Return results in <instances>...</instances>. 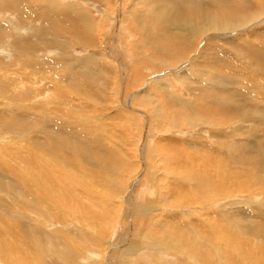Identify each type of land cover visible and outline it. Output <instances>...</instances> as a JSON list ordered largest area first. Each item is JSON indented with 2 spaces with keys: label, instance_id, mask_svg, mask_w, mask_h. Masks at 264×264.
<instances>
[{
  "label": "bare ground",
  "instance_id": "6f19581e",
  "mask_svg": "<svg viewBox=\"0 0 264 264\" xmlns=\"http://www.w3.org/2000/svg\"><path fill=\"white\" fill-rule=\"evenodd\" d=\"M32 1L34 3L32 5L33 9L36 10L35 14L31 15V18H28L27 21L21 15L14 16V20H11L9 24L12 33L15 35L19 34L20 31L22 32V30L26 31L24 28L32 31L36 30L37 24L33 19H35L34 17L37 14L36 20H41L45 24V32L42 29H38V33L27 34V36H32L35 39L39 38L38 40L41 42L35 44L37 47L33 48L34 46H32L31 50L29 49L27 50L29 52H27L23 47L25 43L23 40L21 42L23 46L18 44V49H14L13 47L10 49L11 44L6 39L0 38V41H3V45L0 46V57L5 59L7 56L8 60H16L17 58L13 54L20 55L25 53L24 57L26 59H20L18 64L21 66V70H24L23 72H27L23 77L20 74L21 72L18 71L17 75L20 74V78L16 77L13 79L14 76L10 77L4 74L15 75L17 70L14 71L11 68L17 63L14 65H12L13 63H8L7 66H2V69H0V117L11 115L13 118L21 110L23 114L19 117L17 116V119L21 122L35 125L33 134L28 132V137L24 133L22 138L18 140L20 148L17 151L25 153L19 165H16L11 160L12 163H10L9 169L7 158H0V170L6 172L9 169L7 177L8 180H11L9 182L6 180L7 183L4 186L10 188L17 180L22 185V191H25L28 196L26 202L23 203L24 196L18 191V200L15 202V205L20 204L15 207L18 208L17 212L11 210V214H5V216L0 213V264H48L51 256L54 258V261H58L60 264H79L77 263L78 259H75L76 256L82 258L83 264H86L88 259L93 260L95 263L97 262V264H165L170 260H172L171 264H173L177 258H183L186 264H264L263 224L255 225L245 219L238 222V226H233L234 230H239L237 231L238 233L236 231L229 232L227 227H225L228 221L226 217L228 207L231 209V207L241 204L244 209L249 208L252 211L255 209L258 213L260 211L264 215V204L255 207L253 206L255 201L252 199V195L255 193L264 196V172H257V170L252 172L250 169L254 168H251L250 165L248 171L244 168L230 169L229 167L236 159H240L245 163L242 157L244 153L249 152V148L252 147L257 151L260 150L258 145L254 144V137L260 139L261 136L253 125L264 126V104L259 101L257 102V106H251L248 103L247 105H240L237 103L238 100L234 101L231 97L219 94L218 88L215 90V95L212 94L214 98L211 106H202V108L208 106L206 109L200 107V102H188L178 96H172L177 104L184 106L191 114L196 113L199 116L198 119H194L198 125H207L214 131L221 130L224 138L236 140L235 134L247 133L246 131L242 132V129H245L243 124H247L249 127V124H253L248 131V133L251 132L249 137L253 139L243 140L247 144L246 152L240 150L237 146L234 147L232 144L228 151L232 155L224 153L226 147L221 144V141V143H217L216 149L201 147L202 149L198 151L199 153L192 152L191 150L188 151V149L184 148L183 143H177L174 140H168L165 143L162 141L164 144L154 142L156 144L154 151L160 154L163 172L151 170V167H154V165L151 166L149 164V169L147 170L148 144H152L150 140L152 134L149 131L151 121L147 115L135 109V111H138L140 120L143 121L141 138L136 144L137 147L135 149L137 155L135 154L136 160L134 163L138 165V168L134 165L137 168L136 172H126V170L120 172L119 169L122 170L125 166L123 164L125 163L124 161L129 158H126L125 151L121 146V149L116 147L119 144L115 147L107 145L109 144L107 142H112L115 139L113 137L114 128L111 122L127 121V128H134L135 130L138 127L135 124L130 127L131 123H133L131 118L134 117L132 114L126 115L123 118L121 116L123 115L122 113L115 112L113 117L110 116L111 111L117 109V107L115 109L109 108L110 104L106 108L105 114L99 112L96 116L94 115V111H91L93 110L91 109V103L87 99L88 97L83 95L82 87L84 86L83 77L87 76L86 79L88 80L98 75L100 78L102 75V73L97 71V67L95 69V63H92L96 58L73 60L63 57L58 60L56 57V59L44 58L41 60L38 58L40 53H35V51L37 52L42 48L43 52H45L49 45L52 48L56 43L58 48L56 47L55 50H60L62 47L56 37V32L61 31V29H56V25L53 24L55 21H49V19L47 20V18L44 19L43 17L40 19L41 16L46 15L48 12H53V14L55 13L57 16H60L59 12L52 11L54 8L65 9L67 10L64 11L67 12L66 14L70 10L72 16L75 17L74 19H80L81 28L76 29V33L80 31V36L76 40L83 41L88 47L96 46L95 22L91 17L89 18V14L87 15L81 11L82 9L80 10V8L75 9L74 6H66L68 7L66 9L62 6L63 4L55 5L53 2L44 0ZM177 2L179 4L178 7H180V10L184 14L173 15V10L175 7L177 8L178 4L171 6V4L166 3L162 8L161 15L155 12V17L153 15L148 21L146 20L149 23L148 26H150L148 28H145L142 24L145 21L139 24L138 20L139 22L142 20L138 19L139 16L134 14L135 18L138 16L133 20L134 28L143 41L150 39L154 48H157L160 52L159 55L171 57L175 63L171 65H179L185 62L184 64L189 66L187 65L189 62L190 67H188L189 69L186 68V72L189 73L188 70H190L195 77L196 74L193 71L196 66L195 63H197L196 57L190 59V54L186 55L184 51L174 54L171 51L172 41H176V44L181 46L188 39L196 42L198 35H203L204 37V34L207 33L223 32L226 30L234 31L244 26L243 22L247 16L244 18L242 16V18L235 17L237 12L229 10L230 6H234L232 0H178ZM2 3L8 5L10 10L12 7L17 9L15 8L17 6L13 5L16 3L11 0H0V5ZM209 8L217 12L207 11ZM50 9L52 10L50 11ZM174 11L175 13L177 12L176 10ZM39 13H41V16H39ZM8 17L9 15L5 14V19L10 20L11 17ZM119 20L120 16L117 17V22ZM154 24H156V28L152 32L153 27H155ZM4 27L2 24L0 25V32L3 34L7 32L4 30ZM58 27L60 28V26ZM70 32L72 33V31ZM117 32L118 29L107 38L111 40V36ZM145 32L147 34H144ZM5 35L7 36L8 34L6 33ZM17 37H19V40L23 38L18 35ZM47 37L50 38L48 42L44 41ZM236 37L237 35L229 38V44L233 43ZM209 41L210 39H208ZM211 41L209 44H212ZM70 42H68V45L72 44ZM215 46L225 51V47L220 46L218 42L215 43ZM257 47L259 48V46ZM114 48L115 51L111 53L109 50L110 46H106V53L110 58L113 56L118 58V63L121 65L122 72L120 79L118 78L121 81V89L119 88L117 91V95L120 94L122 98L121 104L128 107V103L134 102L139 106H150V111L153 113L152 123L159 124L161 116L157 112V107L155 105L152 106L153 102L151 99L137 95H132L131 98H128L130 97L127 96L128 84L134 87L137 86V80L134 82L133 77L135 79L139 77L140 80L141 76H139L140 73L138 71L134 75H131L129 83L127 82L125 79L126 66H124L125 62L122 59L123 55L120 53L118 45L115 44ZM201 49H204V47ZM200 50H198L199 54L205 59L206 52H201ZM260 51L252 53L253 56H259V53H263L264 57V49ZM211 52L213 53V51ZM151 60L147 63H142L149 64L150 69H162L161 66L168 65V62L167 64L160 62L156 65ZM200 63L202 62L200 61ZM212 69L214 70V68ZM71 70L75 71L76 75L70 76L67 73V71L72 73ZM180 70L182 71V69ZM212 71H207L206 73L203 71L205 78H209L208 74L214 76ZM180 73H178L179 76H184V74ZM231 81L229 76H222L220 78L218 76V78L212 77L207 82H203L205 83V89H210L214 85H223L224 88L226 86V91L230 92L236 89L235 86L234 89L232 88L234 80L233 82ZM157 83L160 84V88L169 86L162 79ZM255 86L254 89L256 88ZM211 91L214 93V90ZM171 92L174 94V89ZM73 93L78 96L73 95ZM235 93H238V91L235 90ZM71 97L75 99L77 104H73L74 100ZM126 98L129 100H126ZM205 98L203 95V99L201 100L205 101ZM204 101H201V104H204ZM24 102L26 103L24 104ZM214 102L216 105H213ZM30 103L31 105H29ZM220 103H224L222 104L223 106ZM76 105L78 111L74 110ZM218 106L222 107L223 115H227L225 119L219 120L215 118L218 113L220 114ZM29 110L30 113L28 115ZM87 112H92L93 115L87 116ZM64 114L72 118L76 116L75 119L73 118L75 120V127H77L76 120L88 122L90 130H85L86 134L82 135V141L78 144H72L66 131L60 130V127L56 125L59 124V120ZM85 116L86 118L84 119ZM43 119L47 123L45 125L48 126L47 130L40 127ZM227 121L237 122L234 124V132L230 134H227V131H225ZM49 123H53L51 128L49 127ZM221 123H223V129L219 126ZM185 125L192 127L193 123L189 121L185 122ZM57 131L60 133L55 138H61V142L58 144L62 145L64 149L74 150V152L67 153L68 157L66 160L61 157V149L56 140H51L49 136L56 134ZM94 133H96L95 138L87 139V137L93 136L91 134ZM133 138L128 141L130 147H133L134 142H136ZM2 140L0 138V143ZM64 140H69L68 143L70 142V144L66 146L63 143ZM117 141H114V143L116 144ZM1 144L5 146L6 141ZM104 145L107 146L105 149H103ZM48 146H53L51 154L44 151ZM0 149L3 148L0 146ZM78 151L82 154L80 159L77 154ZM101 151L104 152V158L99 155V159L97 157L96 161L90 160L92 153L97 152L99 154ZM238 152L241 153V157L238 156ZM55 153L59 158L53 155ZM27 156L33 159L32 167L35 169H33L34 171L27 168ZM64 161L68 162L65 166ZM82 161L84 162L82 167L91 168L92 170L81 172L80 165ZM149 186L151 187V196H149L150 198L146 202H142L140 192L145 191ZM0 192L2 193L3 191ZM229 198L235 200L229 202L227 201ZM238 198H242L243 200H236ZM219 204H223L224 206L221 207ZM70 205H73L75 208L74 210L70 209L72 211L70 214L58 212L65 216H56L57 209L59 211L68 206L71 207ZM18 216L21 217L20 219L23 218L24 221H22L32 230V249L34 251L31 262L27 259L29 246L26 243H20L18 253L14 249L7 247L11 227L14 229L21 228V225L18 224L20 223L17 218ZM56 219L61 223L63 229L60 230L58 225H53ZM54 227L59 231L53 232L52 229ZM255 227H258V229ZM55 233L61 239L62 244L60 249L58 248V244L53 243ZM41 235L43 239H41ZM72 236L89 241L92 253L95 249L100 251V254H91L87 257L86 253L90 254L87 252L89 250H86L79 242H74L76 239L74 240ZM257 238L263 242L258 241Z\"/></svg>",
  "mask_w": 264,
  "mask_h": 264
},
{
  "label": "rangeland",
  "instance_id": "374dc122",
  "mask_svg": "<svg viewBox=\"0 0 264 264\" xmlns=\"http://www.w3.org/2000/svg\"><path fill=\"white\" fill-rule=\"evenodd\" d=\"M11 1L16 3L13 5L17 6V7H15L17 9H14L12 7V9L10 10L8 5H5L4 3H2V5H0V25L2 24L3 27L5 26L4 30H6L7 32H4V33L8 34L6 36L2 32H0V38L6 39V41H8L9 44H11L10 49H11V47H13L14 49H18V44L23 46V44H21V42H23V40L25 42L24 46H23L25 48V51H27L29 49L31 50L32 46H34L33 48H36L37 46L35 44L40 43L41 41L38 40L39 38L35 39L32 36H27V34L30 35L31 33H38L39 32L38 29H42L45 32V24L43 22H41V20L40 21L36 20L37 14L34 17L35 19H33V21H36V24H37L36 30L32 31V30H28L27 28H24V29H26V31L22 30V32L21 31L19 32L20 35L19 34L15 35L14 33H12L11 26L9 24V22L11 23V20H14V16L21 15L24 17V19L26 21L28 18H31V15L35 14V11H36L35 9H33V6H32L34 4L33 1L32 0H11ZM44 1L53 2V3H55V5L56 4H58V5L63 4L62 6H64L66 9H68V7H73V6L75 9L80 8V10L82 9L81 11L85 12L87 15L89 14V18L91 17L92 20L95 22L94 24L96 26V32H95L96 33V46L95 47H88L84 44L83 41L76 40L77 37L80 36V34H79L80 31L78 33H76L77 32L76 29L81 28V24H80L81 21H79L80 19H78V18L74 19L75 17L72 16V14L70 13L71 12L70 10L68 11L69 13L66 14L67 12H64V11H67V10H65V9H58V8H54V10L50 9V11L52 10L54 12H59L60 16H57V14H55V13L53 14V12L52 13L48 12L44 16H41V13H39V16H41L40 19H42V17H43L44 19H46V18H47V20L49 19V21H55V22H53V24L56 25V29H61V31L59 30L58 32H56V30H54V32H56V34H57L56 37L58 38L59 43L62 47L60 50H55L57 47V43H56V45L53 46L52 48L49 45L47 47L48 49L46 48L45 52H43V50H42L43 48H42L39 50L41 52L35 51V53H37V54L40 53V55H38V58L41 60L44 58L56 59V57L58 58V60L62 59L63 57H67V58L73 59V60H76V59L85 60V59H88L91 57L96 58V59H94V61L92 63H95V65H94L95 69L97 67L98 68L97 71L102 73V75L100 78L98 75V76H94L93 78H90L88 80L86 79L87 76L83 77L84 78V86L82 87L83 95H86L88 97L87 99L91 103L90 104L91 109H93L91 111H94V115H96V116L98 115L99 112H102L103 114H105L106 108L110 104L111 106L109 105L110 106L109 108H111V109H115L117 107V109L111 111L110 116L113 117L115 112L122 113L123 115H121V116L123 118L126 117V115L132 114L134 117L131 118L133 120V123H131L130 127L133 124L137 125V127H138L135 130H134V128H127V125H128L127 121L126 122H124V121L119 122L118 121V123H116V122L112 123L111 122V125L114 128L113 129V137H115L114 141H116V140H118V141L116 142V144L114 143V141H112L113 143L107 142V143H109L107 145L111 146V147H115L117 144H119L116 147L119 149H121V147H122L125 151L126 158H129L128 160L124 161L125 163H123V164L125 166L123 167L122 170L119 169L120 172H123L125 170H126V172H136V170L138 168V165L137 164L135 165V163H134V161L136 160V158H135L136 150L135 149L137 147L136 144L138 143V141L141 138V129H142V124H143V121L140 120V118L138 116V111L140 113L147 115L151 121V123L149 121V123L151 125L149 131L152 134L150 136V140L152 141V144L151 145L148 144L149 151H148V157L146 158L147 170L149 169V165H151V166L154 165V167L153 166L151 167V170L163 172V168L161 166L160 154L157 151H154L155 150L154 146L156 145L155 144L156 142H158V143L164 142L165 143L168 140H174L177 143L178 142L183 143L184 148L188 149V151L191 150L192 152L199 153L198 151L201 150L202 148L208 147L209 149H213V148L216 149V146L218 145L217 143H219L221 141L222 143L221 142L220 143L226 147V149L224 150V153L227 155H232V153L228 152L229 148L232 146V144L234 145V147L237 146L240 150L246 152L245 149L247 148V144L243 140L253 139L252 137H249L251 135V132L248 133L249 128H251L253 124H249L250 127L247 124H243V126H245V129L243 128L244 130L242 129V132L246 131L247 133H245V132H244V134L240 133V135L235 134L234 137L236 138V140H231L229 138L226 139L223 137L221 130H217V131L215 130L214 131L213 129H211L207 125L206 126L205 125H198V123H196V121L194 119H198L199 116L196 113L191 114V112H189L184 106L177 104V102L173 99V97L178 96V97H180L183 100L188 101V102H193V101L194 102L195 101L200 102L199 104H200L201 108H202V106H205V105H208L210 107L211 103L213 101V98H214L212 94L215 95V90H216V88H218L219 94H221L225 97H231V98H233L234 101L238 100L237 103H239L240 105H245V104L247 105V103H248L251 106H253V105L257 106V102H259V101H260V103L264 104V57L262 55L263 53L262 54L259 53V56L258 55L253 56V54H252L255 52L256 53L259 52L262 49V47H264V0H232V3L234 4V6H230L229 10H232L235 13L237 12L235 17L239 18L242 16L244 18L247 16V18L243 22L244 26L240 27L239 29H236L234 31L233 30H226L223 32L207 33V34H204V37H203V35L202 36L198 35L196 37L197 44H196V42H192V40H189V39H188V41H186L181 46L177 45L176 41H174V40L172 41L171 51L174 54L182 53L184 51L186 53V55L190 54L189 55L190 59L191 58L194 59L195 57L197 58V59L195 58L197 63H195L196 66H195L194 71H193L196 74L195 77H194V75H192L190 70H188L189 73L186 72V70H187L186 68L190 67V64L188 61H187L188 62L187 65H189V66H186V64H184L185 62L181 63L179 65L178 64L177 65H171L172 63H174V60L171 57L168 58V56H166V55H165V57L159 55L160 52L158 51L157 48H154L150 39L149 40L146 39L145 41H143V39L140 36H138V33L136 32V30L134 28L133 20H135L138 16L140 17V18L138 17V19L142 20L141 22H139V20H138V23L141 24L142 22L145 21V23H142V24L145 28H148L150 26H148L149 23L146 22V20L148 21L149 18H152L153 15L155 17V12H157L161 15V13H162L161 11H163L162 8L166 5V3L171 4V6H172L174 4L175 5L178 4V2H177L178 0H170V1H168V0H44ZM66 6H68V7H66ZM178 6H179V4L177 5V8L176 7L174 8V10H176L177 12L175 13V11L173 10V15L174 14L175 15L184 14L183 11H181L180 7H178ZM160 7H161V9H160ZM170 8L171 7H169V9ZM23 9H24V11H23ZM56 9H57V11H56ZM75 9H73V10H75ZM211 9L212 8H209V9H207V11H210V12L213 11ZM138 10H140V11H138ZM170 10H172V8ZM213 12H217V11H213ZM5 14H8L9 17H11L12 19L11 18H10V20L5 19ZM134 14H136L138 16L135 18V16H133ZM159 14H158V16H159ZM118 16H120V20L117 22ZM143 16H144V18L142 19ZM254 18H256V19H254ZM153 20H154V18H153ZM6 24H7V26H6ZM151 25H153V23H151ZM154 25H155V27H153L152 32H154L155 28H156V24H154ZM58 26H60V28ZM9 27H10V30H9ZM22 27H23V25H22ZM158 27L160 28L159 25H158ZM116 29H118V32H117L118 34L116 33L117 35L115 34V35L111 36V40H109L107 37L110 34H112L113 32L115 33ZM70 31H72V33ZM24 32H26V33H24ZM59 32H61V33H59ZM144 34H147V32H145ZM3 35H5V36H3ZM17 35L20 37H23V38H21V40H19V37H17ZM236 35H237V37L234 38V42L229 44V42H228L229 38L234 37ZM208 39H210V41L212 40L211 41L212 44H209L210 41L208 42ZM14 40H16V41H14ZM48 40H50V38L47 37L46 40H44V41L48 42ZM68 42H70L72 44H69L70 45L69 46ZM204 42H205V44H204ZM217 42L220 46L225 47L224 48L225 51H222L218 46H215V43H217ZM26 43L29 45H27ZM9 44H8V46H9ZM115 44L118 45V47H119L118 49H119V51H121L120 53L123 55L122 59L125 62L124 66H126L125 67L126 68V72H125L126 78L125 79L127 80V82L129 83V79L132 77L131 75H134L138 71L140 73L139 76H141L140 80H139V77H136V79H135V77H133L134 82L137 80L136 81V84H138L137 86L134 87L133 85L128 84L127 96H130L128 98H131L132 95H137L139 97H146V98L151 99V101L153 102L152 106L155 105L157 107V109H158L157 112L160 114L159 116H161V121L159 122V124L152 123L151 119L153 118V113L150 111L151 110L150 106H148V105L139 106L138 104H136L134 102L128 103L129 104L128 107L123 106V104H121L122 98L120 97V94L117 95V91L119 90V88L121 89V81L119 80L120 76H121V72H122L121 71V65H120V63H118V58H116L113 55H112L113 57L110 58L107 56L108 54L106 53V46H108V47L110 46L109 50L111 53H113L115 51V48H114ZM2 45H3V41H0V46H2ZM15 45H17V46H15ZM257 46H259V48ZM202 47H204V49L200 50V48H202ZM198 50H200L201 52H204V51L206 52V58L205 59L201 57V54H199ZM206 50L208 51V53ZM249 50H250V52H249ZM211 51H213V53L214 52L215 53L213 54ZM27 52H29V51H27ZM98 52H100V53H98ZM228 52H229V54H228ZM69 55H71V57H69ZM109 55H111V54H109ZM13 56L15 58H17L18 60L17 59L16 60L15 59H9L11 61L10 62L7 59L8 58L7 56L5 57L6 60L3 59L2 57H0V69H2V66L3 67L7 66L8 63H11V64L13 63L12 65L17 63L16 65L12 66V68H11L14 71L17 70L15 75H12V74H4V75H6V76L9 75L10 77L14 76L13 79H15L16 77L20 78V76H19L20 74L24 77V75H26L27 72H23L24 70L23 71L21 70V66L18 64V62L20 61V59H26V57H24L25 53L20 54V55L15 53V54H13ZM53 57H55V58H53ZM150 60L152 61L153 64H156V65L160 62H162V63L165 62L166 64L168 62L169 66L168 65H164V67L161 66L162 69H156V68L150 69V66H148L149 64H145V63L149 62ZM199 60L202 63H200ZM14 61H17V62L14 63ZM207 61H208L209 65H208ZM137 62H139V64H137ZM142 62H145V63H142ZM210 63H211V65H210ZM184 66H186V67H184ZM157 68H159V67H157ZM165 68H166V70H165ZM212 68H214V70ZM180 69H182V71H184L185 73L182 72ZM236 70H238V71H236ZM18 71L21 72L19 75H17ZM203 71L205 73L207 71H210V72L212 71L214 76H212L211 74H208L209 78H212V77L218 78V76H219V78L222 76L223 77L229 76V78H231V80H232L231 82H233V80H234V82H233L234 85H232V88L234 89V86H235L236 89L231 90L230 92H227L226 86L224 88L223 85H214L210 89H205L204 88L205 87L204 82H207L209 78L208 79L205 78V74ZM11 72H13V71L11 70ZM179 72H181L180 74H184V76H182V77L179 76L178 75ZM200 72H202V74H200ZM67 73L70 76L76 75L75 71H72V73H70V71L69 72L67 71ZM164 73H166V74H164ZM235 73H237V74H235ZM238 73H241V74H238ZM165 75H167V76H165ZM161 79L166 81V83L169 86H166L164 88H162V87L160 88V84H158L157 82ZM183 81H185L186 83ZM201 81L202 82L204 81V82L202 83ZM198 82L199 83L201 82V83L199 84ZM192 85H193V87H192ZM170 86H172V87H170ZM254 86L256 87L255 89H254ZM172 89H174L175 95L171 92ZM211 90H214V93H212ZM235 90H237L238 93H235ZM73 95L78 96L77 94H74V93H73ZM203 95H204V98L206 97L205 101L201 100V99H203ZM115 96H116V98H115ZM71 99L74 100L73 104H77V102L75 101L74 98L71 97ZM126 100H129V99L126 98ZM81 101L83 102V100H81ZM201 101H204L203 102L204 104H201ZM207 102H208V104H207ZM25 103L26 102H24V104ZM31 103L29 105H31ZM86 103H88V101H86ZM214 103H213V105H216V103L215 104ZM222 104H224V103H222ZM129 106H130V108H129ZM208 106H206L205 108H202V109H206ZM218 107H219L220 114L218 113L215 116V118L219 119V120L225 119L227 115H223V110H222L221 106H218ZM131 109H133L132 112H131ZM135 109L138 111H135ZM74 110L78 111L77 105L74 107ZM221 110H222V113H221ZM29 113H30V110L28 111V115H29ZM127 113H129V114H127ZM21 114H23V113L20 110L13 118L11 117V115H8L7 117H0V138L3 139L1 141V143H4L6 141L5 146H3L0 143V146L3 148V149H0V158H4V157L7 158V165L9 166V169H10V163H12L11 160L14 161V163L16 165H19L21 163V160L24 157V154H25V153H21V151H17L18 148H20L18 145V140L22 138L24 133H26V134L28 132L31 134L34 133V131H33L35 128L34 124L21 122L20 120L17 119V116L19 117ZM90 114L93 115L92 112H87L86 115L90 116ZM75 117L76 116H74L73 118L75 119ZM73 118L71 116L67 117L66 114H64V115H62V118L59 120L60 125L56 124L55 122L54 123L57 125V127H60L59 128L60 130L66 131V133L69 137V140L72 144H78L80 141H82L81 140L82 135L86 134L85 130L86 131L90 130V127H89L87 121L83 122V121H78V120H76L77 127H75V120ZM85 118H86V116L84 117V119ZM123 118H122V120H123ZM189 121H191L193 123L192 127L185 125V122H189ZM238 122H240V121H238ZM223 123H221L219 125L221 128H222ZM235 123H237V122L227 121V128L228 129L226 128V130H225V131H227L226 132L227 134L234 132V129H235L234 124ZM45 125H47V123L43 119V121L40 123V127H42L44 130H47L48 126H45ZM36 126H38V124H36ZM52 126H53V123H49V127L51 128ZM253 126L255 127V129L257 128V131L261 136L260 139L254 137V140H255L254 144L256 143L258 145V147L260 148V150L257 151V150H255V148H252V147L249 148V152L244 153L243 157H242V160H245V163H243L240 159H236L234 161V163L229 162V163H231V166H229L230 169L231 168H233V169H243L244 168L245 170L248 171L250 169L249 168V165H250L251 168H254V169H250V170H252V172H254L255 170H257V172H264V126H255V125H253ZM109 129L111 130V128H109ZM59 133L60 132L57 131L56 134L49 135L51 137V140H56L57 144L59 142H61V138H55L57 136V134H59ZM91 135H93V136H89V137H87V139L95 138L96 133L91 134ZM28 137H29V135H28ZM132 138L136 142H134V145H133V147L131 146L132 147L131 148L128 145L129 144L128 141H129V139L131 140ZM157 139H159V140H157ZM69 140H64L63 143L66 146H68L70 144V142L68 143ZM183 144H181V145H183ZM176 145L180 146L179 144H176ZM59 146L61 149L60 150L61 157H63L65 160L68 157L67 153L74 152V150L62 148L63 147L62 145H59ZM106 147L107 146L104 145L103 149H105ZM44 151L51 154L53 152V146H48L46 149H44ZM77 154H78V157L80 159L82 157V154L79 151L77 152ZM240 154L241 153L238 152L239 157H241ZM53 155H55V157H58V156H56V153ZM99 155H101L102 158H104V152L101 151L99 154H97V152L92 153L90 155V160L96 161L97 157L99 159ZM129 160H131V161H129ZM26 162L28 164L27 168L29 170L34 171L35 169L32 167L33 159H31V158H29V156H27ZM65 164L67 165L68 162L64 161V166H65ZM83 165H84V162L82 161V163L80 165L81 172H88L89 170H92L91 168L82 167ZM260 166H262V168H260ZM130 167H131V169H130ZM9 169L6 172L0 170V191H3L2 193L0 192V213L3 216H5V214L10 215L11 210H14L15 212H17L18 208H15V207L19 206V204H20V203H18L15 205V202H17V200H18L17 199L18 198V195H17L18 191L20 192L21 195L24 196V201H22L23 203H25L26 199L28 198L27 193L25 191H22V185L19 181L16 180L13 183L12 187H10V188H7L6 186H4V184L7 183L6 180H8L7 174L9 173ZM129 170H131V171H129ZM263 176H264V174H263ZM259 179H263V178H259ZM9 181H11V180H8V182ZM150 189H151V187L149 186L146 188L145 191L140 192V197H141L142 202H146L147 199L150 198L149 196H151V193H152ZM256 194L257 193L252 195V199H253V201H255L254 204L253 203L252 204L255 207H257L258 205L260 206L261 204L262 205L264 204V196L262 194H259V193L257 195ZM144 195L147 197H145ZM231 200H235V199L229 198V200H227V201L230 202ZM236 200L241 201L243 199L238 198ZM64 201H66V200L64 199ZM219 205L221 207L224 206L223 204H219ZM70 206L71 207L68 206L66 208L60 209L59 211L57 209L56 216L62 217L64 214H61V213H64V212L70 214V212H72L70 209H72V210L75 209L73 205H70ZM253 211H252V209H249V208L244 209L243 205H241V204L238 206L231 207V209H229V207H228V211H227V215H226V217L228 218V221L225 224V227H227V230L229 232H232V231L235 232L236 231V233H238L237 231H239V230H234L233 226H238V222L243 221L245 219H247L250 223L255 224V225H260V224L264 225V215L262 213H260V211L258 213L255 209ZM58 212H61V213L59 214ZM17 218L20 221V223H18V224L21 225V228L20 229H17V228L14 229L11 227L10 233H9L10 238L8 239L9 243H7V247L14 249V251L18 253L20 243L21 242L26 243L29 246V250L27 251V259L31 262V259L33 256V251H34V249H32V246H33L32 230L29 226H27L23 222L24 221L23 218L20 219L21 218L20 216H18ZM53 225H58V228L60 230L63 229V226L61 225V223L57 219L54 221ZM255 228L258 229V227H255ZM52 231L54 232V231H59V230H57L54 227L52 229ZM60 234H61V232H60ZM40 237H41V239H43L42 235ZM73 238H74V240L76 239L74 242H79L80 245H82V246H84V248H86V250H89L87 252L90 254L86 253L87 257L90 256L91 254H100L99 253L100 251L95 250V249L93 250L94 252L92 253V249L89 247L90 246L89 241H86L83 239H78L76 237H73ZM257 240L263 242L262 240H260L258 238H257ZM53 243L58 244V246H59L58 248L60 249V246L62 243H61V239L57 233H55V235H54ZM75 259H78L77 263H79V264L84 263L81 257L76 256ZM75 259H74V261H75ZM171 262H172V260L167 261L165 264H171ZM58 263H59L58 261H54V258L52 256L48 260V264H58ZM86 264H97V262L95 263V262H93V260L88 259ZM173 264H186V263L183 261V258H177Z\"/></svg>",
  "mask_w": 264,
  "mask_h": 264
}]
</instances>
